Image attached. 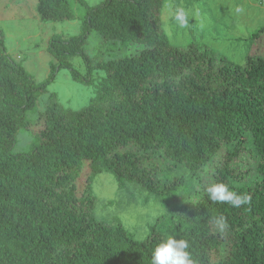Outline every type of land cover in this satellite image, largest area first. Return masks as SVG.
I'll return each mask as SVG.
<instances>
[{"label": "trees", "instance_id": "16d2710c", "mask_svg": "<svg viewBox=\"0 0 264 264\" xmlns=\"http://www.w3.org/2000/svg\"><path fill=\"white\" fill-rule=\"evenodd\" d=\"M76 1L81 33L49 42L54 62L43 82L11 57L0 29V264H151L168 236L188 241L194 264H264V59L236 62L196 42L171 44L165 0ZM38 13L42 22L78 16L71 0H38ZM62 69L86 84L105 72L106 94L75 113L56 101L40 111ZM36 121L43 128L34 134ZM23 130L32 140L18 153ZM101 174L168 206L145 239L96 214L92 183ZM220 182L248 202L211 201L205 189Z\"/></svg>", "mask_w": 264, "mask_h": 264}, {"label": "rangeland", "instance_id": "374dc122", "mask_svg": "<svg viewBox=\"0 0 264 264\" xmlns=\"http://www.w3.org/2000/svg\"><path fill=\"white\" fill-rule=\"evenodd\" d=\"M77 12L73 21L42 22L38 13V0H0V29L5 34V44L11 57L34 76L38 83L49 77L54 58L48 52L49 42L55 38L69 39L81 33L84 9L71 0ZM89 6H97L103 0H85ZM264 0H165L162 21L171 44L187 46L198 43L217 55L242 62L248 55L264 59V33L254 35L264 27ZM237 9H240L237 11ZM185 14L187 24L181 26L176 19L178 11ZM100 39L93 36L88 53L100 51ZM132 51H136L133 47ZM74 69L86 76L81 58L71 61ZM92 84L75 80L71 72L62 69L47 92L39 99L38 109L56 101L65 112H78L88 108L106 91L100 83L106 79L103 71H95ZM105 82V81H104ZM103 91V92H102ZM39 121L30 128L34 134L42 129ZM33 134V135H34ZM32 135L24 130L18 135L15 152L29 151ZM91 173L90 163L83 169L76 184L82 191ZM96 197V214L108 218L117 217L134 237L141 241L149 234L158 217L167 214L168 206L158 198L122 189L109 174H101L92 183Z\"/></svg>", "mask_w": 264, "mask_h": 264}, {"label": "clouds", "instance_id": "9594fccd", "mask_svg": "<svg viewBox=\"0 0 264 264\" xmlns=\"http://www.w3.org/2000/svg\"><path fill=\"white\" fill-rule=\"evenodd\" d=\"M240 9H237L239 11ZM176 19L181 26L187 24L185 14L178 11ZM208 198L213 202L227 203L234 207H240L247 203L249 197L238 195L225 183H213L205 189ZM211 222L216 224L221 230L227 227L226 219L223 216L212 217ZM189 243L185 239H177L168 236L158 243L151 253V264H194L188 251Z\"/></svg>", "mask_w": 264, "mask_h": 264}]
</instances>
